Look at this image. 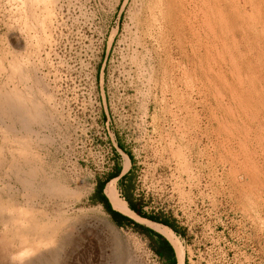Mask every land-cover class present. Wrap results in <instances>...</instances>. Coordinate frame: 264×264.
<instances>
[{"label": "rangeland", "instance_id": "1", "mask_svg": "<svg viewBox=\"0 0 264 264\" xmlns=\"http://www.w3.org/2000/svg\"><path fill=\"white\" fill-rule=\"evenodd\" d=\"M193 1L0 0V91L25 89L18 62L50 96L29 155L0 132V202L15 209L0 222V264H19L4 243L35 239L21 244L20 215L57 226V261L42 264H164L91 199L117 166L133 169L145 211L183 227V264H264V0ZM18 162L39 171V198ZM50 180L68 193L49 195Z\"/></svg>", "mask_w": 264, "mask_h": 264}, {"label": "bare ground", "instance_id": "2", "mask_svg": "<svg viewBox=\"0 0 264 264\" xmlns=\"http://www.w3.org/2000/svg\"><path fill=\"white\" fill-rule=\"evenodd\" d=\"M194 1L196 2V0H194ZM185 2H188V1H185ZM29 6H30V4H29ZM17 63L15 65L16 70H17V68L21 69V72H19L21 74V76L19 74V76L21 77L19 82L22 85L24 84L23 86H26V87H25V89L22 90L18 87V85L16 86V84H15V89L7 90L6 87L4 88L5 85L4 86L2 85L3 88L0 91V132H3V135H5V136H3V139L5 142L7 140V142H10V144L12 143L15 146L14 147L15 154L16 153L20 154V150L22 148L19 147V145L20 146L22 145L23 146L22 151L25 149L29 155L28 151L31 149L30 148L31 142L34 140V138L32 139L31 137L33 136L34 132H36L34 129V124L41 122V123H44L46 125L50 121V118H49L50 116H48V114H47L48 110L45 109V103L50 101V96L48 94H46L45 100H44L45 103L42 102L41 100H39V98L37 96L38 93H36L37 91H35V88H34V85L36 83L35 78L31 73L27 72L30 69L27 70V68L24 66V64H17ZM0 65H1V63H0ZM15 67L13 65L12 68H15ZM4 69L5 68H3V71H4ZM12 73H13V71L11 72V74ZM14 73H15V71H14ZM13 77L14 76H12L10 78L8 77V78L9 79L12 78L11 79V81H12L13 79L15 80V78H13ZM11 81L9 83H11ZM15 82H16V80H15ZM9 83L7 82V84H9ZM13 83H14V81H13ZM37 83L39 86L41 85L40 80H37ZM41 83H43V81ZM43 86L42 87L40 86V87L43 88ZM16 87H18V88H16ZM41 88H39V90ZM8 89H10V87ZM40 92H41V90H40ZM45 92H44V94H45ZM41 96H42V94H41ZM7 119L10 120L9 124L5 123V121ZM18 126H20L21 130L26 133V136L24 135L23 139L19 138V135L17 137V132L20 130L19 128H17ZM27 153H25V154L27 155ZM23 154H21V155H23ZM19 165H20L19 162L15 163L14 166L16 167V170L13 171L16 175L17 181H20V183L23 182L25 184V185H23V186H25L24 191L29 190V192H27V195L29 194L30 197H36V196L38 197V195H37L38 191L36 189L38 187L36 185H38L39 187L41 186L39 184H36L38 182V180H40L39 171L37 169L33 168L30 171L28 169L29 173L26 171L23 172L24 171V170H22L23 168L19 169V167H18ZM23 173H25L23 175V176H25V178H23V176H22ZM46 178H47V176H46ZM116 180L117 179L110 181L105 188V193H106L107 197L109 198L114 209H116L117 211H120L126 215H130V216L136 217L138 219L144 220L136 212H134L129 207L128 202L121 197L120 192L118 191L117 187H115ZM46 182H47V180H46ZM49 182L50 183L53 182V183H51V185L48 184V186H47L48 187L47 191H48L49 195H54V194L56 195L57 194L59 196L60 195L64 196L68 193V187H66L65 185L57 184V183H55L54 180H52V181L50 180ZM10 188H12V186ZM44 188H45V186H44ZM38 190H39V188H38ZM10 195H11V200H13V197H14L13 193L11 192ZM39 195H40V193H39ZM31 202H32V199H31ZM4 211L11 217L15 216V214H14L15 209L11 206L10 203L4 205L3 202H0V222H2V223H5V221H6ZM17 218L22 221L20 223V225L16 226V230H15L16 234L18 233V237L20 238L21 244L22 243L26 244L28 233H32L35 236V239L32 242L29 241V244H26L24 246L21 245L22 247H20L19 249H16V251L12 247L14 244V243H12V241L9 240L10 241L9 244L4 243V245H8L6 250L8 252L9 259L13 258V260L19 264L30 263V261H32V262L36 261V264H42L44 261V260H42L43 256H44L43 259H47V258H45V256L46 257L49 256L51 261L49 259H47L46 262L50 261L51 263H55L57 261L58 255L56 256V254H55L56 252L54 250H52L50 247H48V245H51V243L53 242V233L55 232V229L57 226L54 223H50V222L43 224L41 221H38V220H33L31 223H29L30 222L29 215L27 217H25L26 222H28L29 225H26V223L23 222V220H22L23 217H21V215L19 217L17 216ZM146 221H148L149 223L154 225V227H156L160 233H162L165 237H167L171 241V243L173 244V246L175 247V250H176V254H177V258H178V264H183L184 263V247H183L181 240L176 235V233L171 229L163 228L162 226H160L157 223L151 222L149 220H146ZM6 229H7L6 232H8V229H12V228H11V226L6 225ZM6 236H8V235H6ZM52 245H53V243H52ZM3 248H5V247H3Z\"/></svg>", "mask_w": 264, "mask_h": 264}, {"label": "trees", "instance_id": "3", "mask_svg": "<svg viewBox=\"0 0 264 264\" xmlns=\"http://www.w3.org/2000/svg\"><path fill=\"white\" fill-rule=\"evenodd\" d=\"M122 168L117 166L116 170L108 175L106 179H100L97 183L96 190L92 195L91 199L93 202L102 203L106 210L111 214L114 221L120 226H132L136 231L144 233L150 239V243L154 251L164 260V264H177V258L175 249L172 244L158 231L147 227L127 215L115 210L105 194V186L112 179L119 177L121 175ZM133 169L128 171L126 174L120 177V187L124 190L123 198L126 199L130 208L135 211L141 217L150 219L151 221L162 223L170 229H173L176 234L183 236L185 231L183 227L178 225L175 219H169L163 213H148L145 211L146 202L143 199H137L133 196L131 191L132 181H133ZM186 264L188 262L186 261Z\"/></svg>", "mask_w": 264, "mask_h": 264}, {"label": "crops", "instance_id": "4", "mask_svg": "<svg viewBox=\"0 0 264 264\" xmlns=\"http://www.w3.org/2000/svg\"><path fill=\"white\" fill-rule=\"evenodd\" d=\"M115 179V178H114ZM118 179V178H117ZM108 184V183H107ZM107 186V185H106ZM130 207V206H129ZM120 212V211H119ZM135 212V211H134ZM122 213V212H121ZM124 214V213H123ZM126 215V214H125ZM130 216V215H129ZM140 216V215H139ZM132 217V216H131ZM141 217V216H140ZM143 218V217H142ZM143 219H145V218H143ZM140 220V219H139ZM146 220H148V219H146ZM142 221H145V220H142ZM149 221H151V220H149ZM147 222V221H146ZM151 222H153V221H151ZM148 223V222H147ZM155 223H157V222H155ZM158 224H161V223H158ZM149 225L150 226H152L155 230H156V228L153 226V225H151V223H149ZM163 225V224H162ZM164 226H166V225H164ZM167 227V226H166ZM170 228V227H169ZM173 230V229H172ZM174 231V230H173ZM159 232V231H158ZM175 232V231H174ZM176 233V232H175ZM162 234V233H161ZM163 235V234H162ZM165 237V236H164ZM167 238V237H166ZM168 239V238H167ZM169 240V239H168ZM170 241V240H169ZM171 242V241H170ZM173 245V244H172ZM175 248V247H174ZM176 251V250H175ZM177 255V254H176ZM178 259V258H177Z\"/></svg>", "mask_w": 264, "mask_h": 264}, {"label": "water", "instance_id": "5", "mask_svg": "<svg viewBox=\"0 0 264 264\" xmlns=\"http://www.w3.org/2000/svg\"><path fill=\"white\" fill-rule=\"evenodd\" d=\"M125 173H121V175L120 176H123ZM119 176V177H120ZM104 192H105V190H104ZM106 194V193H105ZM114 208V207H113ZM116 210V209H115ZM123 214V213H122ZM160 233V232H159ZM164 236V235H163ZM166 238V237H165ZM168 240V239H167ZM169 241V240H168ZM170 242V241H169ZM171 243V242H170ZM172 244V243H171ZM173 246V245H172ZM173 248H174V246H173ZM175 249V248H174ZM175 253H176V251H175ZM176 258H177V255H176ZM177 261H178V259H177ZM177 264H178V262H177Z\"/></svg>", "mask_w": 264, "mask_h": 264}]
</instances>
